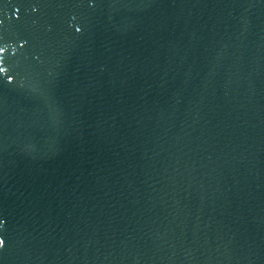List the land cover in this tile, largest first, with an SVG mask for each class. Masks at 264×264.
I'll return each mask as SVG.
<instances>
[{"label":"water","instance_id":"95a60500","mask_svg":"<svg viewBox=\"0 0 264 264\" xmlns=\"http://www.w3.org/2000/svg\"><path fill=\"white\" fill-rule=\"evenodd\" d=\"M0 49V264H264V0H0Z\"/></svg>","mask_w":264,"mask_h":264},{"label":"snow or ice","instance_id":"6c2138e0","mask_svg":"<svg viewBox=\"0 0 264 264\" xmlns=\"http://www.w3.org/2000/svg\"><path fill=\"white\" fill-rule=\"evenodd\" d=\"M0 51H3V49H0ZM0 72H4V69H3L2 67H0ZM8 78H9V80L11 79L10 76H9ZM3 243H4V242H3L2 240H0V246H2Z\"/></svg>","mask_w":264,"mask_h":264}]
</instances>
